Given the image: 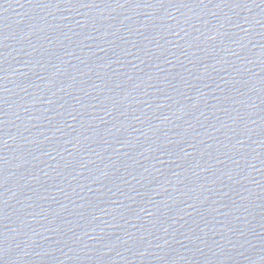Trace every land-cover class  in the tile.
I'll return each mask as SVG.
<instances>
[{"label":"water","instance_id":"1","mask_svg":"<svg viewBox=\"0 0 264 264\" xmlns=\"http://www.w3.org/2000/svg\"><path fill=\"white\" fill-rule=\"evenodd\" d=\"M0 264H264V0H0Z\"/></svg>","mask_w":264,"mask_h":264}]
</instances>
